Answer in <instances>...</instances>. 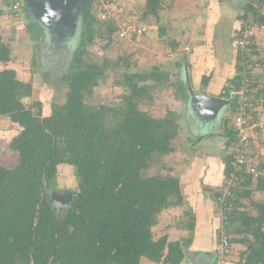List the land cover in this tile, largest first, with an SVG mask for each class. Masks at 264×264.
<instances>
[{
	"label": "trees",
	"instance_id": "trees-1",
	"mask_svg": "<svg viewBox=\"0 0 264 264\" xmlns=\"http://www.w3.org/2000/svg\"><path fill=\"white\" fill-rule=\"evenodd\" d=\"M25 1L21 2L23 18L36 48L56 45L58 42L47 37L52 33L32 18ZM96 1L82 4L78 20L81 39L60 77L68 91L63 101L52 103L49 115H43L41 101L29 106L25 103L33 94L32 81L20 79L14 68L0 69V116L8 115L21 129L8 144L18 155L17 163L12 167L0 164V264H142L143 258L182 264L188 257L198 219L194 214L189 217L193 207L186 201L181 178L173 174L166 160L177 150L178 116L167 110L164 116L156 117L142 108L144 103L153 104L156 92L169 82L170 73L160 65L136 71L135 61L128 55L116 60L105 56L101 62L92 57L90 48L97 38L106 39V46H110L114 35L120 36L123 29L112 15L103 19L93 11ZM12 2L0 1V21L2 15L12 12ZM163 10L164 0H146L144 16L160 22ZM241 18L248 25L238 31L236 40L252 26H264V0H249ZM159 30L161 37L165 35L162 24ZM255 37L251 38L252 53L257 56ZM14 39L13 33L3 36L0 28V63L13 59ZM170 42L173 47L179 44L174 39ZM260 62L264 68L263 56ZM56 63L58 73L63 61ZM118 66L122 71L116 84L123 92L117 102H89L107 71ZM252 70L238 48L236 73L219 94L233 97L227 106L233 113L243 78L248 76L253 88L262 84L259 77H264V71ZM210 78L204 76V84ZM175 88V97L188 102L186 81L179 79ZM251 103L253 121L258 114L255 101ZM223 118L226 147L230 149L239 140L238 132L234 119L231 124L228 116ZM242 153L245 161L239 168L234 165L238 151L229 150L224 156L227 181L223 185L230 193L225 194L224 189L214 192L213 216L217 229L222 224L233 236L232 243L245 244L246 250L241 252L244 264H264V199H253L256 192H264V161L250 165L251 154ZM62 165L75 168L78 189L67 205L57 207L52 192L58 188ZM244 199L250 200L252 209L245 206ZM173 207H183V215L189 217L178 225L189 230L188 236L179 240H171L168 233L156 236L154 227L161 214ZM216 244L213 263L219 258V239Z\"/></svg>",
	"mask_w": 264,
	"mask_h": 264
},
{
	"label": "rangeland",
	"instance_id": "rangeland-1",
	"mask_svg": "<svg viewBox=\"0 0 264 264\" xmlns=\"http://www.w3.org/2000/svg\"><path fill=\"white\" fill-rule=\"evenodd\" d=\"M102 1L104 0L96 1V6L93 8L96 14L99 13L100 15L99 5ZM111 1L112 4L108 7L110 15L115 17L124 29L120 36L114 35L110 46H106V39L97 38L90 48L92 57L101 62L105 56L116 60L120 56L128 55L135 61L134 70L136 71H149L153 66L160 65L170 73L169 82L162 90L156 92L153 104L144 103L142 108L150 110L156 117L164 116L167 110H174L177 113L180 124V137L176 143L177 150L169 155L166 160L171 164L173 174L179 176L181 181L191 178V181L185 184V190L190 191L187 201L193 208H195L194 204H197L198 207L196 206L197 210H193L189 217L196 213L199 217L194 230V246H199L205 250L201 252L202 256L200 257L203 258L204 255L209 254L207 251L210 248L209 251L216 250V245L213 249L212 244L210 245L213 242V236L216 240L218 239L219 231L217 224L214 232L216 220L212 211L214 205L216 208V199L212 195L215 191L221 189L226 191L227 189L223 184L221 185V181L219 182L221 177L219 172L222 162H224V156L230 150L229 147H226L227 137L224 134L223 117L228 116L229 123L233 124L234 113L231 108L225 107L220 116L202 124L203 120L200 121L190 108V98L186 102L175 97V83L179 79L186 81L184 64L187 62L191 65L189 72L191 79L193 78L194 89L213 90L215 93L207 94L219 96L223 87L236 73L238 49L235 46V35L243 26L248 25H245L244 19L241 17L249 0H164V10L160 22L153 16L148 18L144 16L146 0ZM23 17L24 12L18 16L10 12L8 17L3 18V36L13 33L15 39L12 44L13 59L2 63L0 68H14L20 79L32 81L33 94L25 100V103L29 106L39 100L43 103V115H49L52 110V103L63 101L68 91V87L60 77L70 65L73 48L81 39L83 31L80 21H78L77 28L71 35L72 41H69L68 36L64 35L63 39L56 45H50L48 49L41 47L37 49L36 42L31 39L27 32ZM249 20H253L251 15ZM160 24L165 28V35L162 37L159 30ZM252 27L256 32V48L253 47L258 53L257 56L253 54L255 57L252 60L257 64L252 72L263 73V62L260 60L262 56L264 57V26L257 27L254 25ZM47 37H50L49 33ZM172 39L179 44L173 47L170 42ZM60 56H64L63 59ZM224 58L229 63L231 62L232 69L230 71H226L228 67L225 72L219 68V62ZM57 60L63 61L59 66L62 69L58 73L55 72L57 71L55 70L58 64L56 63ZM121 71V66L112 70L109 69L106 77L94 89L89 102L96 105L115 104L123 92V87L116 84L117 76ZM221 72L223 73L221 74ZM218 73L221 74L219 78ZM204 76L211 77L213 89H210L207 83L204 84ZM263 78V76L259 77L262 84ZM221 80H223L224 85L222 84L220 87L218 83ZM216 84L218 85L216 86ZM261 111L264 112L263 107H261ZM18 126L11 125L7 119L0 120V164L7 167L14 166L18 160V155L8 148L11 139L19 134ZM248 150L253 153V156L248 158L250 165H258L260 160H264V140L260 139L256 147L252 142V147L250 149L249 146ZM162 170L163 168H161V173H165L166 170ZM209 171L211 175L207 176ZM75 189H78L75 168L69 165L60 166L58 188L53 192L68 191L73 193ZM253 196L255 200H263L264 192H256ZM244 202L245 206L252 209V205H249V199H244ZM67 203H69L68 198L63 196L53 199V204L57 207L67 205ZM189 217L183 215V207H173L163 212L159 224L154 227L156 236L168 233L170 239H176L181 236V232L188 236L189 230L187 228L179 229L178 225L183 218L185 221H189ZM210 222L214 225L213 228L212 225H209ZM228 233L231 247L227 261L234 262V264H244V259L241 257L242 247L234 248L231 239L233 236L230 232ZM192 258L196 257L193 256ZM191 260L193 259L185 261L184 264H198L195 260L193 262ZM216 260L210 264H216ZM142 264L160 263H154L143 258Z\"/></svg>",
	"mask_w": 264,
	"mask_h": 264
},
{
	"label": "built area",
	"instance_id": "built-area-1",
	"mask_svg": "<svg viewBox=\"0 0 264 264\" xmlns=\"http://www.w3.org/2000/svg\"><path fill=\"white\" fill-rule=\"evenodd\" d=\"M21 4L22 3L20 0H14V2L11 3V6H9V9L12 10L14 15L18 16L21 13H23ZM110 4H112L111 0H104L99 5L101 18L105 19L110 14L108 8ZM255 35L256 32L253 29H248L243 34V37H241L239 40H236L235 43L237 49L239 48L242 50L246 63H248V66L250 68L255 67L253 64L254 62L252 60L254 59L253 57L255 56L252 53L253 50H252V39H251ZM263 86H264V78L262 85L253 88L252 80L248 76H246L243 78L240 88L236 91V95L238 96V101H237L236 111H234V121H235V128L238 132L237 137L239 140L230 148V150L234 149L238 151L237 159L234 161V165L238 168L241 167V164H243L245 161V157L244 154L242 153V150H244L249 143L248 138L250 137V134L248 135V133L256 130L257 128L264 130V120L254 119L252 121L251 120L252 116L249 111V109L251 110V105H253L251 101L252 102L255 101L256 107L264 108V92L259 93V91L263 89ZM258 93L259 95H257ZM252 170L256 172L255 169ZM225 192H226L225 194L230 193V190L227 188ZM229 238L230 237L228 235V232L221 224V228L218 231V239L220 241V249L218 252L219 258L216 264H229V262L227 261V257L230 253Z\"/></svg>",
	"mask_w": 264,
	"mask_h": 264
},
{
	"label": "water",
	"instance_id": "water-1",
	"mask_svg": "<svg viewBox=\"0 0 264 264\" xmlns=\"http://www.w3.org/2000/svg\"><path fill=\"white\" fill-rule=\"evenodd\" d=\"M86 0H27V5L34 20L41 23L47 31L63 37L66 32H75L82 4ZM66 33V34H65ZM185 79L190 94V108L204 120L220 116L223 108L229 106L232 98L198 92L194 89L191 81L188 63L184 64ZM53 199L66 197L72 199L73 193L57 191L52 193Z\"/></svg>",
	"mask_w": 264,
	"mask_h": 264
},
{
	"label": "crops",
	"instance_id": "crops-1",
	"mask_svg": "<svg viewBox=\"0 0 264 264\" xmlns=\"http://www.w3.org/2000/svg\"><path fill=\"white\" fill-rule=\"evenodd\" d=\"M21 2H23V1H25V0H20ZM26 3H27V1H25ZM32 15V14H31ZM6 17H8V14H4V15H2V17H1V21H0V28H1V30H2V27H3V25H2V23H3V18H6ZM33 18V17H32ZM23 20H25V18H22ZM63 38V37H62ZM256 55V54H255ZM219 64H220V70H223L224 72H225V70L227 69V67H228V70H226V71H230L231 69H232V65H231V62L229 63L228 62V60H226L225 58L224 59H221L220 60V62H219ZM0 65H3L2 63H0ZM218 65V64H217ZM4 68H8V67H1L0 69H4ZM11 68V67H10ZM218 71V70H217ZM223 72H221V74H222ZM220 73H218L217 74V76H218V78H219V76L221 75ZM216 76V75H215ZM216 76V77H217ZM193 79V78H192ZM210 83V84H209ZM212 84V82H211V78H210V81L208 82V86H209V88L211 89L212 87L214 88V86H212L211 85ZM218 84H220V87L222 86V84H223V80H221ZM218 84H216V86L218 85ZM224 85V84H223ZM212 88V89H213ZM196 90V89H195ZM206 90V89H205ZM204 89H202V88H199V90H196V91H198V92H202V93H215V92H213V90H209V91H205ZM220 91V90H219ZM218 91V92H219ZM256 111H257V114H258V119H263L264 118V112H262L261 111V107H257V109H256ZM262 112V113H261ZM252 115V114H251ZM9 120V123L11 124V125H13V126H18L17 124H15V123H13L12 122V120H11V118L8 116V115H5V116H0V120H2V119H4V120ZM9 118V119H8ZM19 127V126H18ZM20 127H19V132H20ZM250 141H249V143H248V145L250 146V149H251V147H252V142L255 144V147L257 146V143H258V141L261 139L262 141L264 140V130H261V129H256V130H254V131H251L250 132ZM246 146L245 147V151L247 152V153H250L251 154V156H253L252 154V152H250V150H248V147L249 146ZM252 160V159H251ZM264 160H260L259 161V164L260 163H262ZM224 167H225V164H224V162H222V167H221V169H220V176H218V177H220V180H219V182L221 181V185L222 184H224V182L226 181L225 180V176H224ZM209 175H211V172L209 171V172H207V176H209ZM188 181H191V178H187V179H183V181H181V182H183L182 183V189H183V193H184V195H185V198H186V201H187V197H189V194H190V191L188 190V189H186L185 190V187H186V182H188ZM203 181V180H202ZM202 181L200 182V184L202 183ZM215 184H218V183H215ZM220 185V186H221ZM213 188V187H212ZM190 205V204H189ZM191 206V205H190ZM194 206H195V208H193V210H197V208H196V206H197V204H194ZM198 207V206H197ZM181 208V207H180ZM213 212H214V208H213V211H212V215H213ZM196 217H197V219L199 220V217H198V215H197V213L196 214H194ZM209 225H212V223L210 222V224ZM213 226L214 225H212L211 227L213 228ZM217 227V221H215V226H214V232H215V228ZM179 229H185L186 227H178ZM185 236H187V235H185V233L184 232H181V236H179L178 238H176V239H171V240H179V239H181V238H183V237H185ZM194 243H195V240H194V237H193V241H192V244L190 245V248L187 250V255H188V257L182 262V264H184L185 263V261H187V260H190V259H193V260H195L196 262H198V264H210L211 262H213L214 261V259H215V255H213L212 253H214L215 252V250H211V251H207V252H209V254L208 255H204L205 257H200V256H202L201 255V252L202 251H205L203 248H200L199 246H194ZM212 244V249H213V247H214V245H216V247H215V249L217 248V244H216V238L213 236V242H211L210 243V245ZM241 243H237V242H234L233 243V246H234V248H236V247H238V246H241L242 247V249H243V251L244 250H246V246H245V244H241ZM203 247H205V246H203ZM210 247V246H209ZM205 249H208V248H205ZM214 251V252H213ZM212 252V253H211ZM242 252V251H241ZM196 257V258H192V257ZM193 260H191L192 262H193ZM230 264H234V262H229Z\"/></svg>",
	"mask_w": 264,
	"mask_h": 264
},
{
	"label": "flooded vegetation",
	"instance_id": "flooded-vegetation-1",
	"mask_svg": "<svg viewBox=\"0 0 264 264\" xmlns=\"http://www.w3.org/2000/svg\"><path fill=\"white\" fill-rule=\"evenodd\" d=\"M67 33V34H66ZM65 34H66V36H69V37H67L68 38V40L72 37L71 35H72V32L71 31H69V32H66ZM49 36H50V38L51 39H53V41H56V43L57 42H59L60 40H62L63 38L62 37H58V36H55V35H50L49 34ZM199 119H200V121L201 120H203L201 123L203 124V123H207V121H211V120H213L212 118H209L208 120H204V119H202L201 117H199ZM205 121V122H204Z\"/></svg>",
	"mask_w": 264,
	"mask_h": 264
}]
</instances>
